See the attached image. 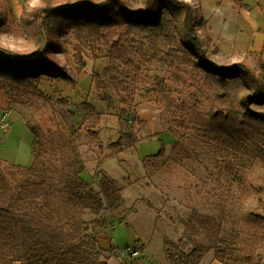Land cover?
Returning a JSON list of instances; mask_svg holds the SVG:
<instances>
[{
    "label": "rangeland",
    "instance_id": "1",
    "mask_svg": "<svg viewBox=\"0 0 264 264\" xmlns=\"http://www.w3.org/2000/svg\"><path fill=\"white\" fill-rule=\"evenodd\" d=\"M78 1L81 0H43L41 6L30 10L27 0H0V23L7 19L15 28L18 21L38 24L41 10ZM189 1L198 35L212 58L222 66L244 62L262 75L259 65L264 62V0ZM10 14L15 17H8ZM30 29L34 33L35 27ZM24 36L25 33L17 36L16 30L13 34L0 31V50L21 57L35 55L39 45L34 38ZM54 42L59 49L51 60L66 70L70 80L43 76L37 80L42 96L0 87V120L3 114H9V128H2L0 122V169L33 164L35 135L27 126L30 122L45 141L52 167L61 165L59 149H68L72 142L84 161L82 177L87 183L100 190L103 175L121 189L123 201L115 198L107 202L100 217H86L98 221L94 230L108 264H129L119 260L112 249L134 246L140 248L142 264H173L170 253L179 249L190 252L193 248L180 241L189 221L198 228L194 239L212 243L202 229V218H209L207 228L213 243L225 253L212 250L201 264H254L244 262L243 257L253 248L264 254V228L249 224L245 212L256 206L258 194L252 189L243 192L240 175L227 174L220 168L216 150L197 143L203 138L189 118L173 120L157 103L145 80L154 75L168 77L170 69L147 64L141 72L116 74L115 85L105 73L111 64L102 48L93 47L81 55L73 34ZM234 43L245 45L250 53L230 55L218 49ZM138 54L137 48L132 49L130 59L141 64ZM83 62L84 69L79 65ZM95 74L103 81L101 88L94 80ZM123 87L130 89L126 104L121 102L125 96ZM193 91L191 82L175 86L176 96L190 105ZM87 104L96 112H89ZM209 105L206 96L200 97L198 111H206ZM122 108L127 113H122ZM252 108L264 111V107ZM96 113L101 115L96 123L97 136L93 137L86 124L88 120L94 123ZM125 132L132 134L130 140L119 138ZM257 142L263 144L264 139ZM178 149L191 151L189 155L183 153L177 162L174 158ZM160 153L162 156L156 158ZM244 162L249 166L253 185L264 190V164L254 158L252 149L244 155ZM261 195L264 198V191Z\"/></svg>",
    "mask_w": 264,
    "mask_h": 264
},
{
    "label": "trees",
    "instance_id": "2",
    "mask_svg": "<svg viewBox=\"0 0 264 264\" xmlns=\"http://www.w3.org/2000/svg\"><path fill=\"white\" fill-rule=\"evenodd\" d=\"M106 0L94 2L81 0L74 4L43 9L38 21H18L17 28L3 19L2 33L17 36L25 33L34 38L38 52L21 57L0 50V87L20 89L42 96L37 80L43 76L70 80L64 68L51 60L58 53L54 40L73 34L78 41L81 55L93 47L102 48L110 60V75L116 85V74L141 72L147 64H161L170 69L168 77L154 75L145 83L151 87L157 103L173 120L189 118L205 146L216 150L220 168L227 174H239L242 191L252 189L257 197L256 206L249 207L245 215L248 223L264 228L263 189L253 185L248 176L249 166L244 155L252 153L264 164V111L252 108L264 107V62L259 65L262 75L238 62L231 66L217 63L206 50L194 23V11L184 0ZM15 14H10L11 17ZM17 23V21H16ZM12 24V21H11ZM35 27L31 33V27ZM139 50L141 64L130 59V51ZM85 68L83 62L79 63ZM94 80L98 88L103 86L100 75ZM195 91L191 94L192 105L175 94V86L188 85ZM128 102L130 89L123 87ZM210 101L207 110L198 111L200 97ZM89 112H96L87 104ZM122 113H127L124 108ZM96 113L94 123L88 120L86 130L97 136ZM27 126L35 135L34 162L30 167L10 165L0 169V264H108L104 250L99 245L94 230L107 202L123 201L121 189L107 176L99 182L100 190L87 183L82 173L84 161L72 142L68 149H59L60 166L50 165L49 151L36 128ZM119 138L131 139L132 134L121 133ZM191 149H178L175 161L189 155ZM162 153L155 156L160 158ZM115 200V201H116ZM119 205V204H118ZM202 229L211 244L193 238L198 228L189 221L180 241L193 248L190 252L179 249L170 253L173 264H201L212 250L225 253L212 240L207 227L209 218H202ZM218 223V220H211ZM207 224V225H206ZM139 247V246H137ZM176 248V247H175ZM244 262L264 264V254L254 248L243 257ZM130 264H142L139 257Z\"/></svg>",
    "mask_w": 264,
    "mask_h": 264
},
{
    "label": "built area",
    "instance_id": "3",
    "mask_svg": "<svg viewBox=\"0 0 264 264\" xmlns=\"http://www.w3.org/2000/svg\"><path fill=\"white\" fill-rule=\"evenodd\" d=\"M8 120H9V114L8 113L3 114L0 120L2 128L4 129L9 128ZM112 251L113 254H115L119 260H123L125 262H128L129 264L140 256V248L137 246H134L132 248L129 247L124 250L118 247H114Z\"/></svg>",
    "mask_w": 264,
    "mask_h": 264
},
{
    "label": "crops",
    "instance_id": "4",
    "mask_svg": "<svg viewBox=\"0 0 264 264\" xmlns=\"http://www.w3.org/2000/svg\"><path fill=\"white\" fill-rule=\"evenodd\" d=\"M186 2H190L189 0H185ZM210 38V37H209ZM219 50L221 51H224L226 53H229L230 55L236 53V52H241V51H244V52H247V53H250V50L245 46V45H240L238 46L236 43H234L233 46L231 47H218Z\"/></svg>",
    "mask_w": 264,
    "mask_h": 264
},
{
    "label": "clouds",
    "instance_id": "5",
    "mask_svg": "<svg viewBox=\"0 0 264 264\" xmlns=\"http://www.w3.org/2000/svg\"><path fill=\"white\" fill-rule=\"evenodd\" d=\"M29 9H35L43 4V0H27Z\"/></svg>",
    "mask_w": 264,
    "mask_h": 264
}]
</instances>
